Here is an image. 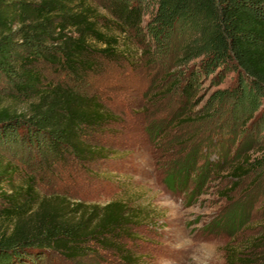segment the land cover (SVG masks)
<instances>
[{"label":"rangeland","instance_id":"rangeland-1","mask_svg":"<svg viewBox=\"0 0 264 264\" xmlns=\"http://www.w3.org/2000/svg\"><path fill=\"white\" fill-rule=\"evenodd\" d=\"M115 35L118 56L97 59L93 72L47 75L111 114L83 134L101 156L51 162L23 154L17 165L39 193L32 217L41 210L93 226L103 207L122 202L133 219L103 242L88 240L72 260L49 253L40 264H264V168L233 175L241 160L263 154V122L206 109L228 78L215 86L201 77L183 93L192 63L180 62L179 39L162 57L131 34Z\"/></svg>","mask_w":264,"mask_h":264},{"label":"trees","instance_id":"trees-1","mask_svg":"<svg viewBox=\"0 0 264 264\" xmlns=\"http://www.w3.org/2000/svg\"><path fill=\"white\" fill-rule=\"evenodd\" d=\"M116 32L162 57L179 39L180 62L192 63L182 92L201 77L215 86L228 78L206 109L264 127V0H0V264H40L49 253L72 260L88 240L103 242L131 223L122 202L103 207L93 226L46 219L41 210L30 216L39 193L17 165L23 154L51 162L101 156L83 134L111 114L97 98L47 75L78 80L93 72L97 59L118 56ZM257 144L263 154L241 160L236 179L264 168V139Z\"/></svg>","mask_w":264,"mask_h":264}]
</instances>
